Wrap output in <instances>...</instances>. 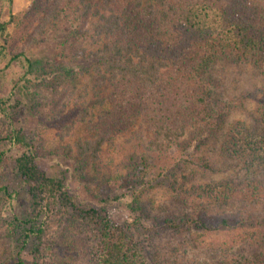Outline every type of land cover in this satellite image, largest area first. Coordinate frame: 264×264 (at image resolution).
<instances>
[{"label":"rangeland","instance_id":"rangeland-1","mask_svg":"<svg viewBox=\"0 0 264 264\" xmlns=\"http://www.w3.org/2000/svg\"><path fill=\"white\" fill-rule=\"evenodd\" d=\"M33 1L38 0H0V102L7 101L0 108V137L12 129L33 137L40 170L64 179L81 208L104 210L129 231L145 264H258L264 255L258 244L264 234V189L254 201L242 195L224 201L216 192L237 188L246 177L264 182V167L252 170L255 166L241 151L252 138L248 132L259 130L264 86L259 71L250 65H215L207 86L208 116L167 154L151 150L150 134L140 124L106 143L98 162L79 166L61 153L78 139L93 137L91 117L80 116L94 102L90 77L79 73L91 62L79 53L95 46L75 38L70 17H63L41 42L29 45L37 26L26 18ZM26 58L45 63L42 81L26 75ZM62 66L72 71L70 79L59 75ZM7 148L0 183L15 189L10 164L14 153ZM173 181L191 206L180 204ZM22 195L12 203L19 212L27 208ZM11 215L9 208L0 207V264L13 252L2 222ZM68 220L60 214L49 220L47 240L56 252L40 264H94L95 234ZM136 222L144 231L134 232ZM199 222L225 225L205 231Z\"/></svg>","mask_w":264,"mask_h":264},{"label":"trees","instance_id":"trees-1","mask_svg":"<svg viewBox=\"0 0 264 264\" xmlns=\"http://www.w3.org/2000/svg\"><path fill=\"white\" fill-rule=\"evenodd\" d=\"M63 17L71 18L76 39L95 46L79 53L91 62L90 68H81L79 73L90 77L93 111L85 109L80 116L91 117L88 124L93 137L78 139L61 153L79 166L98 162L106 143L140 124L150 134L151 150L167 154L208 116L207 86L219 63L250 65L264 83V0H98L95 4L91 0H38L31 3L26 17L30 26L37 24L29 45L41 42ZM25 62L26 75L42 81L45 63L30 58ZM58 73L72 77L64 66ZM6 103L0 102L2 111ZM258 114L259 130L248 132L252 138L241 149L242 156L255 166L252 170L264 167V86ZM34 142L21 129L0 137V170L6 164L9 145L17 181L15 189L0 183V207L9 208L12 214L2 220L13 244L12 255L3 264H40L46 255L53 256L56 250L47 240L48 222L58 214L95 234L94 264H145L129 231L104 210L81 208L64 179L48 177L40 170ZM238 184L216 194L224 201L236 195L254 201L264 189V182L249 177ZM177 187L173 181L171 189L180 204L191 206ZM20 194L27 208L19 212L12 203ZM198 224L205 231H216L225 222ZM132 227L135 233L144 231L137 222ZM258 244L264 247V234ZM258 264H264V255Z\"/></svg>","mask_w":264,"mask_h":264}]
</instances>
